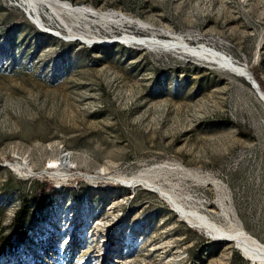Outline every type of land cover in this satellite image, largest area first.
<instances>
[{"label":"rangeland","instance_id":"1","mask_svg":"<svg viewBox=\"0 0 264 264\" xmlns=\"http://www.w3.org/2000/svg\"><path fill=\"white\" fill-rule=\"evenodd\" d=\"M61 1L135 24L60 18L44 7L36 14L24 0H0V241L24 197L45 184L55 190L33 203L51 218L40 236L53 238L51 258L35 247L2 255L0 244V264H252L232 243L188 226L143 182L122 179L178 166L186 173L158 183L185 198L186 211L225 225L227 208L264 245V100L218 63L166 47L180 39L225 57L264 95V0ZM135 38L147 46L127 42ZM63 150L72 174L99 183L23 175H58Z\"/></svg>","mask_w":264,"mask_h":264},{"label":"bare ground","instance_id":"2","mask_svg":"<svg viewBox=\"0 0 264 264\" xmlns=\"http://www.w3.org/2000/svg\"><path fill=\"white\" fill-rule=\"evenodd\" d=\"M24 1L29 3L32 11L35 12L36 14L39 13L40 7H44L50 10L54 15L60 18L61 16L64 15L66 17L74 18L77 21L93 19L96 24L105 25V26L106 25H119V24H135V21H133L132 19L125 17L123 15L120 16V14H117L114 12L102 13V12L95 11L94 9H91V8L76 7V6L71 5L68 2L61 1V0H24ZM67 28H68V31L73 34L72 32L73 27L70 25H67ZM74 36L77 40L86 41V42H91L95 40V38L87 37L86 35H75L74 34ZM138 39L136 38L132 40L128 39L127 42L134 43V44H137L143 47L147 46V43L145 42L146 40L142 41ZM154 45H156V43H154ZM166 47L174 48L176 50L177 49L182 50L186 55L199 58L203 61L218 63L219 65H221V67L223 66L228 71L234 72L240 75L241 77L247 79V81H250L253 87L255 88V90L257 91L259 97L262 98V100H264V95L259 91L260 89L256 85V83L253 80H251V77L250 75H248L247 71L244 70L243 68H240L234 65L232 62H230V60L228 61L224 59L225 57L223 58L222 56L216 55L215 53L210 54V53L202 52L201 50L196 51L194 49L188 48L189 46L187 47L183 43V41H181L180 39H175L174 43L170 45H166ZM62 152H63V156L61 158L62 159L61 165L63 167H66L67 169L61 168L57 170L56 172L58 173V175L56 176L52 175L55 172L49 173V172H46V170H44L43 173L41 174L46 175L51 179H66L68 177L67 172L68 170H72V169L69 167V162L65 158L67 157L66 151L63 150ZM47 169L56 170V167L52 165L50 167H47ZM62 170L65 171L66 173L60 172ZM171 173L184 174L186 173V171H184L182 168L175 166V165H171V164H161L160 165L159 164V165L151 166L146 170L144 169L135 178L133 177H131V179L124 178L122 180H123V183L131 182L134 180L143 182L144 184H146V186H149L154 192L162 195L168 201V203H170L175 208L176 213H178L180 218L188 226L204 232L207 236L211 237L212 239H215L216 241L223 242V243H232L235 246V248L241 253V255L245 259L250 261L252 264H264V245L261 244L256 239H254L253 237H251L250 235H248L243 230V228L238 222H233L227 208L225 209L224 207H222L223 210L221 209L222 217L225 220V225H219L215 222L209 221L205 216H202V214H199L198 211H196V209L186 211L184 208V204H183L184 203L183 201L185 198H181L177 195H174L171 191L164 189L158 183V179L160 178L161 175L163 174L168 175ZM26 176H30V175L26 174ZM60 183H61V186H64L68 182H60ZM62 210L63 209L59 208L58 213H60ZM34 217H36V221H35L33 230L30 233L34 238L36 245L35 246H24L23 247L24 249L16 248L14 249V251H11L10 255L19 256V253H23V254L25 253L26 255L28 254L29 248L35 247V249H40V252L44 254L45 259L51 258V255L54 252L52 251V249H48V244H50L53 238H51V241H49L48 244L46 240H44L43 238L42 240L40 239V236H42V234L45 233L43 230L50 229V226L49 225L47 226L45 218H43L38 213H35ZM64 225L65 224H61V225L58 224L57 229L60 228V226L62 229H64L65 227ZM103 241H104L103 243H100L101 246H104L107 243L108 241L107 237L103 239ZM38 242L39 244H37ZM3 254L7 255L8 252L3 251L2 255ZM115 260L117 259L114 257L111 261H115Z\"/></svg>","mask_w":264,"mask_h":264},{"label":"trees","instance_id":"3","mask_svg":"<svg viewBox=\"0 0 264 264\" xmlns=\"http://www.w3.org/2000/svg\"><path fill=\"white\" fill-rule=\"evenodd\" d=\"M194 71L197 75L216 74L213 71H208L202 67H196V66H194ZM255 81L259 82L257 81V79H255ZM239 134L240 136H244V137L247 136L241 130H239ZM46 186L47 185L45 184L42 188H40L38 194L32 192V196L24 197L21 200V205L16 210L12 218L10 234L6 237H2V240L0 241L1 246H3V249H6L8 253H11V251H14V249L19 248L20 246L23 247V246L36 245L34 238L30 233L35 225V221H36V217H34L35 213H38L43 218L51 220V218L46 217V214L42 209H37L36 206H33V203H36L38 200L44 199L46 198L47 195H51L55 192V190L52 187H49L48 190L45 189ZM56 200L57 199L52 200L51 202L53 204V205L51 204L52 207L54 206V201ZM52 211L54 212V208L52 209ZM53 212L52 215L54 217L55 213L53 214Z\"/></svg>","mask_w":264,"mask_h":264},{"label":"built area","instance_id":"4","mask_svg":"<svg viewBox=\"0 0 264 264\" xmlns=\"http://www.w3.org/2000/svg\"><path fill=\"white\" fill-rule=\"evenodd\" d=\"M72 171L68 170V177L66 179H51L49 178L48 176L46 175H43L41 173H38L37 175H30V176H26L25 174H23L25 177L27 178H30L31 180L32 179H35L37 177H45V178H49L51 180H55L57 182H77V183H80V180H88V181H91V182H94V183H99L97 182V180H92V179H85L84 177H81V174L78 176V175H74L71 173ZM83 175V174H82ZM87 177H91V176H87ZM108 183V182H106ZM108 184H113V183H108Z\"/></svg>","mask_w":264,"mask_h":264}]
</instances>
